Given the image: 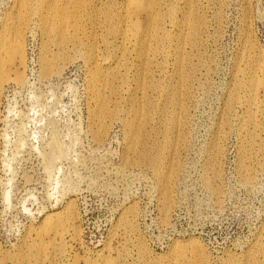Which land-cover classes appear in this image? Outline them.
Segmentation results:
<instances>
[{"label":"rangeland","instance_id":"374dc122","mask_svg":"<svg viewBox=\"0 0 264 264\" xmlns=\"http://www.w3.org/2000/svg\"><path fill=\"white\" fill-rule=\"evenodd\" d=\"M21 1L0 0V61L8 63L0 89V264H103L106 256L115 264H264V110L248 126L245 89L234 92L264 58V0H159L158 33L169 37L154 42L147 59L133 39L121 41L126 0L82 8L80 0ZM63 11L83 24L77 44L71 22L57 35ZM188 21L198 30L191 41ZM20 23L21 66L6 50ZM98 66L117 72L109 78L115 92L100 89L116 112L104 121L92 93ZM17 71L23 82L14 80ZM263 91L260 84L264 100ZM175 92L178 125L165 129ZM142 97L153 107L140 135L150 149L163 146V173L131 149L124 130L122 119ZM49 214L65 219L61 237L44 227ZM38 239L49 246L44 254L37 255Z\"/></svg>","mask_w":264,"mask_h":264},{"label":"bare ground","instance_id":"6f19581e","mask_svg":"<svg viewBox=\"0 0 264 264\" xmlns=\"http://www.w3.org/2000/svg\"><path fill=\"white\" fill-rule=\"evenodd\" d=\"M23 1H28V0H22L21 3ZM37 3H42L43 4V0H36ZM40 1V2H38ZM75 1V0H74ZM78 1V0H77ZM81 1V0H80ZM79 1V6H82L84 7V5L88 3L89 0H82V2ZM26 3V2H25ZM158 4H159V0H126L125 4L123 5L124 6V10L121 14V16L119 17L120 20H119V23H120V28H121V38L122 40L121 41H126L127 39H133V43L135 45H137V49L139 50L140 53H143L145 57V59L148 58V55L151 53L152 55H154L152 52L155 51V44L154 42H157V43H163L164 39L168 36V34L166 33H163V34H159L158 31L160 29L159 27V22L162 20V16L159 14L158 12ZM24 5V4H23ZM76 5V3H75ZM85 5V6H86ZM50 6V4L48 5ZM49 8V7H48ZM84 9V8H83ZM82 9V10H83ZM195 14V13H194ZM191 15V14H190ZM71 17L73 18V21H70L69 19V16H67L66 12H62V13H57L56 14V18L57 20L59 19L60 20V25H59V22H58V25L59 26H56L57 27L56 29L58 30L57 32L59 34V36H62L60 38H63L64 37V33H65V30L67 29L66 26L67 24H69L71 22V28L73 29L74 33H70L72 34V36L69 34V36H71L72 38H74L72 41L74 43L77 44V42H79L80 38L77 36V33L78 31H81L80 29L83 27L82 23H81V20H79L77 22V14L76 12L75 13H72L71 14ZM191 17V16H190ZM118 18V19H119ZM194 18V19H193ZM192 19L195 20V17H193ZM81 19V17H80ZM56 20V21H57ZM187 21V20H186ZM68 22V23H67ZM194 22V21H193ZM192 22V23H193ZM118 23V22H116ZM186 24V23H185ZM194 24V23H193ZM23 23H20L19 26H15L13 32H14V36L13 38L8 42V45L6 46V50L7 51H10L12 52L13 54H15V57L17 58V64L19 66L22 65V62L24 61V58H23V44H22V36H21V27H22ZM197 26V25H196ZM116 27V26H115ZM199 27V26H198ZM66 28V29H65ZM56 29H54L53 31H55ZM115 29V28H114ZM118 29V28H117ZM195 27L193 25H191V22L188 21L187 25L185 26V32H184V35H185V39L186 40H190L192 37H194V32H198V30L195 31ZM68 30V29H67ZM72 31V32H73ZM83 31V30H82ZM67 32V31H66ZM70 32V31H69ZM85 32V31H84ZM92 32V31H91ZM54 33V32H53ZM81 33V32H80ZM83 33V32H82ZM81 33V34H82ZM119 33V32H117ZM119 33V34H120ZM68 34V33H67ZM66 34V35H67ZM183 34V33H182ZM56 35V36H57ZM80 35V34H79ZM197 35V34H196ZM66 37V36H65ZM69 37V39L71 38ZM86 37V35L84 36ZM169 37V36H168ZM59 39V37H57ZM68 39V37H66ZM66 38L62 39L61 41H64L66 40ZM83 38V37H82ZM90 38V37H89ZM105 38V37H104ZM68 41L70 42L71 40ZM60 40V39H59ZM103 40V38H102ZM107 40V39H106ZM67 41V42H68ZM95 41V40H94ZM191 41V40H190ZM60 42V41H59ZM93 42V41H92ZM122 42V43H123ZM128 42H130L128 40ZM127 42V43H128ZM166 42V41H164ZM66 43V42H65ZM154 43V44H153ZM84 44V43H83ZM82 44V45H83ZM94 44V43H93ZM92 44V45H93ZM132 45V44H131ZM133 45V46H135ZM81 46V45H80ZM121 46V45H120ZM122 46H125L126 48V45H123ZM157 46V45H156ZM251 43H248L247 44V47H246V51H245V56L246 57H249L248 55H250V51H251ZM76 47V46H75ZM253 47V46H252ZM96 49V48H95ZM136 49V48H135ZM93 50H94V46L90 47V50H89V54H88V59H91L92 58V54H93ZM123 50V49H122ZM121 51V49H120ZM125 51V50H124ZM244 52V51H243ZM124 53V52H123ZM139 53V54H140ZM156 53V52H154ZM254 53V52H253ZM150 54V55H151ZM256 54V53H255ZM94 55H96V53H94ZM139 56V55H138ZM141 56V55H140ZM244 56V55H242ZM94 57H97V56H94ZM93 57V58H94ZM122 57V55H121ZM142 57V56H141ZM141 57L139 59H141ZM182 57V56H181ZM180 57V58H181ZM264 57V56H262ZM256 58V57H255ZM258 58V56H257ZM119 59V58H117ZM144 59V61H145ZM151 59V58H149ZM148 59V60H149ZM182 59V58H181ZM246 59V58H245ZM147 60V61H148ZM180 60V59H179ZM247 60V59H246ZM255 60V59H254ZM253 60V61H254ZM94 61V60H93ZM143 61V62H144ZM181 61V60H180ZM120 62V61H119ZM141 62V61H140ZM43 63H44V69L46 71H48V60L43 58ZM118 63V62H117ZM125 63V62H123ZM122 63V64H123ZM146 63V61H145ZM182 63V61H181ZM253 65H250V67L252 68V71H250L249 73V77L248 79H246V81L242 82V81H238L237 80V83L236 85L234 86V88L236 89L235 94H238V91L241 89V88H244L245 89V98H243V100L241 101L242 104L246 105V109H247V118H246V122L248 123V126L249 124H253L255 122V117L258 116V112L261 110H264V100L260 98V95L258 93V87L260 84H263L264 85V58H259L257 60H255V63L252 62ZM8 63L6 61H0V89H1V86L3 84V82L7 79L6 78V75H5V68L8 67L7 65ZM95 66V65H94ZM249 67V68H250ZM247 68V67H246ZM250 70V69H248ZM116 73L117 72H113V71H109V70H104V71H101L99 66L97 67V69L95 70V74L93 73L92 74V85H93V88H92V93L93 95L95 96V99L96 101L98 100L99 101V114L97 115L98 119H100L101 121H104V119L106 117L108 118H112V117H115V114L116 112H112L110 111L111 109H109L108 106H104V104L106 103V99L104 98V96H107V98L109 97V95L106 93V95L103 96V94H101L102 92L104 91H100L101 88H104L106 86L104 85H109L110 87V90L112 91L114 88L112 87V85H115V84H110L111 80L109 78L111 77H114L116 76ZM244 73V72H243ZM246 73V71H245ZM120 74V73H118ZM137 75V74H136ZM140 75V74H138ZM187 76V75H186ZM185 76V78H186ZM245 76V75H243ZM120 77V76H119ZM184 77V76H183ZM115 78V77H114ZM182 78V77H181ZM184 78V79H185ZM140 79V78H138ZM182 79V80H184ZM14 80L16 82H23L24 80V77H23V74L21 71H17L16 72V75L14 77ZM141 80V79H140ZM144 80V79H143ZM187 80V78L185 79ZM245 80V79H244ZM102 81V82H101ZM113 81V80H112ZM123 82V81H122ZM103 83V84H102ZM108 83V84H107ZM146 84V83H145ZM145 84H142L140 86L139 89H143L145 87ZM184 84V83H182ZM102 85V87H101ZM108 87V86H107ZM243 89V90H244ZM145 91V90H144ZM159 91V90H158ZM162 91V90H161ZM113 92H115L113 90ZM139 92H142L141 90ZM264 92V91H263ZM109 93V92H108ZM105 94V93H104ZM111 95V94H110ZM181 92H175L172 96H171V99H170V106L172 107L173 109V112L174 113V116H172L170 119H168L165 123V129H171L172 127L174 126H177L178 125V121L176 116H175V112L174 110L176 108H181L182 107V103H181ZM234 95V93H233ZM115 96V95H114ZM145 96V95H144ZM132 97V96H131ZM141 97V96H140ZM236 97V96H235ZM240 97V96H239ZM111 98V97H110ZM233 98V97H232ZM109 99V98H108ZM107 99V100H108ZM236 98H233L232 101H235ZM141 100V99H140ZM139 100V101H140ZM95 101V100H94ZM236 101H239V100H236ZM142 104L137 107V109H129L130 111L127 113V114H131V117L130 118H127L125 117V119H122L125 121L124 126V130H125V133L127 135V138L129 140V143L131 144V149H133L134 151H137L139 156L141 157V160L142 161H151L150 164H152L155 168V170H157L159 173H163V171L161 170V163H162V154H163V146H155L153 148H148L146 146V142H145V137H143L142 135H140V132H141V124L143 123L144 120L148 119L150 117V115L148 114L147 110H151V106L152 104H150L149 102V99L147 100V98H144L142 97ZM110 103V102H109ZM108 103V104H109ZM136 103V102H135ZM107 104V103H106ZM107 104V105H108ZM241 105V103H240ZM130 106V105H129ZM108 107V108H107ZM153 107V106H152ZM98 108V107H97ZM98 108V109H99ZM117 108V107H116ZM136 108V107H135ZM117 110V109H116ZM152 112V111H151ZM156 112V111H155ZM259 112V114H261ZM97 113V112H96ZM129 114V115H130ZM151 114V113H150ZM128 115V116H129ZM96 116V115H95ZM158 116V115H157ZM179 117V115H178ZM162 118V117H161ZM149 120V119H148ZM147 120V121H148ZM258 120V118H257ZM259 121V120H258ZM99 122V121H97ZM260 123V122H258ZM102 124V123H100ZM105 124V123H104ZM104 124L100 125V128H98L97 132H95V136L97 138H100L101 137V134H103L102 132L104 128ZM256 125V124H255ZM106 126V125H105ZM253 126V125H251ZM257 126V125H256ZM176 128V127H174ZM173 128V129H174ZM248 128V127H246ZM252 129H254V127H252ZM251 130V129H250ZM167 134V133H166ZM164 135H165V132H164ZM248 137L251 139H253V137H251V134H250V131L248 130ZM249 139V140H250ZM251 139V141H252ZM255 139V138H254ZM248 140V141H249ZM247 141V140H246ZM250 141V142H251ZM56 145V144H54ZM170 149V148H169ZM174 149V148H173ZM153 150V151H152ZM246 151V150H245ZM54 152V151H53ZM59 152V150H58ZM175 152V151H174ZM57 155V154H56ZM164 156V155H163ZM53 157V156H52ZM53 160V159H52ZM129 163V161H128ZM163 165V164H162ZM172 168V167H171ZM166 179L167 181L165 180L164 182H166L164 185L162 183V187H161V201H162V205H161V208L164 212H167V210H169V205H170V202H171V190H170V186H169V183H168V180L170 179V175L168 174L166 176ZM6 195V194H5ZM7 197V195H6ZM56 214H59V213H56ZM51 214H49V216L45 217L44 220H43V225L44 227L48 226L50 227V229L53 230V234L54 236L56 237H61L62 236V232H66V231H63L66 226L65 224V219L62 218V215L61 216H50ZM76 217V216H75ZM68 218V217H67ZM74 218V217H73ZM71 219V218H70ZM69 220V219H68ZM73 220V219H72ZM130 222V221H129ZM131 223V222H130ZM66 229V228H65ZM62 231V232H61ZM40 234V233H39ZM42 235V234H41ZM41 240V238H39ZM38 239V240H39ZM40 240L37 242L36 244V248L38 249L39 252H37V255L43 253L44 254V251L47 250V248L49 247L46 243V241L44 242L43 239L42 241L40 242ZM54 241V240H53ZM35 242V241H34ZM49 242V241H48ZM55 243V242H54ZM35 244V243H34ZM50 244V243H48ZM33 245V244H32ZM34 246V245H33ZM48 246V247H47ZM53 246V245H52ZM51 246V247H52ZM139 246V245H138ZM191 246V244H190ZM47 247V248H46ZM62 247V245H61ZM144 246L141 245L139 246L141 252H143V250H145L143 248ZM56 247H53L52 249H54ZM58 249L60 247H57ZM138 248V249H139ZM36 250V249H35ZM178 250H183V249H178ZM139 251V250H138ZM194 251V250H193ZM46 252V251H45ZM55 253V252H54ZM49 254V253H48ZM36 255V256H37ZM141 255V254H140ZM184 256V253L181 252L177 258L178 259H182V257ZM45 257V256H43ZM3 258V257H2ZM36 258V257H35ZM38 258V256H37ZM42 258V257H41ZM47 256L45 258H42L43 259H46ZM103 259V258H102ZM177 259V260H178ZM35 261V260H34ZM43 261H41L42 263ZM115 260L113 258H110V257H105L104 260H103V264H115ZM171 262V261H170ZM199 262V261H198ZM175 263V262H173ZM203 263V262H202ZM201 263V264H202ZM170 264V263H169ZM199 264V263H197ZM230 264V263H229ZM231 264H235V263H231Z\"/></svg>","mask_w":264,"mask_h":264}]
</instances>
